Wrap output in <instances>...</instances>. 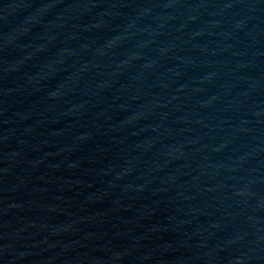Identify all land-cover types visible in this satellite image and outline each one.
Listing matches in <instances>:
<instances>
[{
    "label": "water",
    "instance_id": "95a60500",
    "mask_svg": "<svg viewBox=\"0 0 264 264\" xmlns=\"http://www.w3.org/2000/svg\"><path fill=\"white\" fill-rule=\"evenodd\" d=\"M0 264H264V0H0Z\"/></svg>",
    "mask_w": 264,
    "mask_h": 264
}]
</instances>
